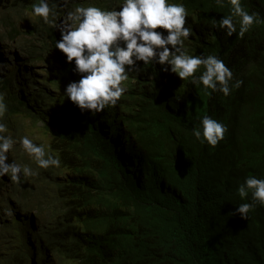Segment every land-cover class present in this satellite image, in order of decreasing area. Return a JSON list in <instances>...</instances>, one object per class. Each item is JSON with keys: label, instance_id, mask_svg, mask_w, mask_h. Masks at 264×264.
<instances>
[{"label": "trees", "instance_id": "1", "mask_svg": "<svg viewBox=\"0 0 264 264\" xmlns=\"http://www.w3.org/2000/svg\"><path fill=\"white\" fill-rule=\"evenodd\" d=\"M44 1L13 0L23 17L0 41L18 36L30 59L26 37H39L65 83L53 21L112 25L100 62L126 92L92 110L59 91L45 161L62 211L43 235H19L26 252L42 264H264V0ZM30 14L39 26L19 34ZM4 113L28 110L11 100Z\"/></svg>", "mask_w": 264, "mask_h": 264}, {"label": "clouds", "instance_id": "2", "mask_svg": "<svg viewBox=\"0 0 264 264\" xmlns=\"http://www.w3.org/2000/svg\"><path fill=\"white\" fill-rule=\"evenodd\" d=\"M4 1L1 0L0 3L2 4ZM52 2L55 0H45V7L48 8ZM63 4L59 6L60 10L64 9ZM12 9L14 11L12 18L3 14V18L0 19V22L6 21V24H0V35L10 31L11 25L8 26V22L13 23L18 16L23 17L22 9H17L16 5ZM30 16L24 21L14 23L13 26L18 28L19 34H24L33 27L39 26L36 20L37 16L31 14ZM71 17L65 13L64 17L54 20L52 26L55 34L54 41L57 44L56 51L65 57L68 65L69 72L65 83L62 80L59 59L52 57L49 53L42 54L39 44L42 42L39 37L37 40L26 37L27 42L30 43L29 46H26L31 49L32 53L30 59L23 55V50L17 41L18 36H15L14 40L0 41V264H31V258L34 264L35 262L42 264L37 260L38 249L35 248L36 251L33 254L26 252L19 235L22 232L30 233L32 237L43 235L52 212L62 211L53 202L51 192L47 187L49 176L46 168L52 163L45 161L50 141V131L45 126L49 123L58 124L64 118H61L60 108L56 105L58 102L56 96L59 91L61 92L65 88L71 98L82 101L92 110L106 109L112 103V98L120 102L122 100L120 94L124 95L126 92L119 85L117 90L109 85L108 80L114 75L109 74L108 76L104 72L105 67L100 62L102 58L111 54L107 40L111 41L117 29L110 30L112 25L102 26L98 23L97 26L87 29L81 24H75ZM43 20L49 24L50 16L44 15ZM94 28L101 31L102 36L98 40H91L89 52L83 56L85 62L81 66L79 55L74 51L78 47L77 36L80 32L92 34ZM64 31L66 33L63 35ZM69 57L71 60L68 59ZM37 64H40L44 71L45 82L49 86L47 92L43 91V78L39 77ZM52 77L56 80H53ZM31 96H36L43 102L42 107L29 101L32 100ZM11 100L14 104L19 105L20 109H27L28 113L25 115L11 113L7 117L4 111ZM26 122L32 126L31 129L39 123L42 124L43 133L37 134L39 136L33 138L36 142H33L25 134L18 133V130L23 128L21 123ZM41 144L43 146L38 148L40 153L38 154L35 152V147H40ZM26 145H31L34 152H25L29 160L28 165L23 166L21 158L15 157L14 153L17 148L23 150ZM16 169L19 170V177H22V180L18 179L15 183L11 180L10 184L15 187V190H7L3 173L6 171L12 177ZM28 169L31 174L26 178L25 170ZM25 180H30L32 186L23 183ZM17 183H23L24 191L17 190ZM43 207L47 209H43ZM55 245L49 250L48 257L53 258L54 251L52 250ZM59 248L65 253L63 246H59ZM74 260V258L63 261L56 259L54 262L55 264H78Z\"/></svg>", "mask_w": 264, "mask_h": 264}, {"label": "rangeland", "instance_id": "3", "mask_svg": "<svg viewBox=\"0 0 264 264\" xmlns=\"http://www.w3.org/2000/svg\"><path fill=\"white\" fill-rule=\"evenodd\" d=\"M10 4H12V0H5L2 4L0 3V19L3 18V14H7L10 18H12L14 11L11 7H9V6H11ZM101 36H102V32L98 31L96 28H94L92 34H89L88 32H80V34L77 36L78 47L75 48L74 51L79 55V60H80L81 66L85 62L83 59V56L86 54V52H89V46H90L91 40L92 39L98 40ZM19 58L21 59V57H19ZM68 59L71 60V57H69ZM37 66H38L39 77L43 78V83H44L43 91L47 92L49 90V86L45 82L44 71L41 68L40 64H37ZM52 78H53V80H56L54 77H52ZM41 126H42V124L39 123L36 125L35 128L31 129L32 126L29 123H27V122L21 123V127H23V128L19 129L18 133L19 134H25L29 139H32L34 142L35 140L33 138L39 136L37 134L43 133ZM29 129H31V130L27 131ZM13 144H15V143H13ZM41 146H43V145L41 144L40 147H35V152H37L38 154H40L38 148H41ZM23 150L20 148H17L14 154H15V157L19 156L21 158V163L24 166V165H28V160H29L28 159L29 157L25 154V152L26 151L34 152V149L31 147V145H26L25 147H23ZM4 174H5V182H6L7 190H15V187L13 185H11L10 182H11V180L14 183L18 179L22 180V177H19V170L16 169V171L12 174V177H10L8 175V173H6V171L3 173V175ZM30 174H31V172L29 169L25 170L26 178L30 177ZM23 183H25L27 186H32V183L30 180H25ZM23 183H17L16 184L17 190L24 191ZM43 209H47V208L43 207Z\"/></svg>", "mask_w": 264, "mask_h": 264}]
</instances>
